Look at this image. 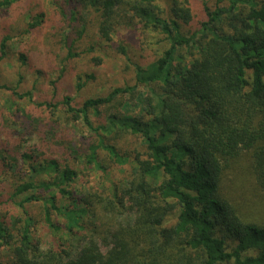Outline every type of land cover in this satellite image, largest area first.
<instances>
[{
	"label": "trees",
	"instance_id": "1",
	"mask_svg": "<svg viewBox=\"0 0 264 264\" xmlns=\"http://www.w3.org/2000/svg\"><path fill=\"white\" fill-rule=\"evenodd\" d=\"M27 1L0 0V16ZM171 4L165 11L159 0H51L71 23L87 11L96 14L106 43L119 26L142 24L169 46L146 66L136 65L135 85L81 105L70 95L37 102L32 90L0 83V90L38 110H22L27 122H16L22 129L6 139L0 134L1 176L17 209H2L0 195V264H264V225L245 221L221 186L230 160L248 152L264 191V0H218L215 9L204 4L207 19L195 32L184 26L194 20L190 3ZM44 22L45 14L29 11L5 26L0 61L20 25L31 34ZM74 49L75 43L66 60L81 56ZM141 85L149 93L144 113L112 112ZM84 86L79 82L78 91ZM7 122L1 115L0 129ZM72 123H82L91 137L77 145L65 140L64 125ZM126 136L142 138L143 156L130 160L120 143ZM103 155L130 164L131 177L109 197L78 196L72 187L82 166L107 171ZM175 212L176 222L168 225ZM39 223L54 235L47 247L35 235Z\"/></svg>",
	"mask_w": 264,
	"mask_h": 264
},
{
	"label": "rangeland",
	"instance_id": "2",
	"mask_svg": "<svg viewBox=\"0 0 264 264\" xmlns=\"http://www.w3.org/2000/svg\"><path fill=\"white\" fill-rule=\"evenodd\" d=\"M179 1H188L192 8L194 20L191 24L184 25L187 32L198 31L201 23L207 19L204 4L211 9H215L218 4V0ZM171 2L172 0H159L165 11L169 10ZM29 11L33 15L45 14V22L39 30L31 34H24L22 25L18 27L17 32L20 35L12 37L9 42L8 57L0 61V83L16 87L20 93L32 90L37 102H51L54 97L59 101L64 96L70 95L77 104L81 105L89 98L107 96L115 88L133 86L136 84V65L146 66L169 46L162 34L145 29L142 24L135 27H127L125 24L119 26L112 36L113 40L106 43L98 36L96 14L87 11L81 16L82 19L71 23L70 19L61 18L57 14V6L51 5V0H29L27 5L22 4L11 10L8 16H0V32H5V26L8 29L12 24H18ZM84 25L87 28L80 37L79 31ZM74 43V50L82 54L79 58L66 60L68 48L73 47ZM91 46L95 50L86 53ZM23 56L26 61H23ZM62 70H64L63 77L57 81ZM79 82L85 83V86L78 91ZM54 86H56L55 96ZM148 96L147 88L141 85L134 94L128 93L123 96L122 105H112V112L121 110L122 113L140 115L144 113L145 100ZM35 106L27 98L19 99L10 90H0V118L4 115L8 119L7 127L0 129L2 137L6 139L16 131L15 128L22 129L21 124L16 122L26 121L21 117L23 111L32 113L38 111ZM18 108H21V112H17ZM90 135L91 133L82 123L64 125L65 140H73L76 145L80 144V141L85 142L84 137H91ZM35 142L37 141H30L26 146H33ZM56 142L59 143V138L55 139L54 143ZM120 143L124 149L130 151V160L140 153L143 156L145 152L142 138L126 136ZM48 147V151L54 150L51 145ZM103 160L107 167L105 172L85 169L82 166L84 172L72 187L78 196L87 197L90 193H97L109 197L115 186L131 177L130 164L114 163L105 155ZM252 162L251 153L248 152H243L238 158L230 160L223 175L222 193L237 208L245 221L264 225V191L257 182ZM2 173L1 167L0 195L3 197L1 208L17 212L13 202L10 201L8 195L10 188L7 180L1 176ZM177 214L178 212H175L169 217L168 225L176 222ZM109 216L108 214L103 217L107 221ZM35 235L43 247H47L54 237L44 223L38 224Z\"/></svg>",
	"mask_w": 264,
	"mask_h": 264
}]
</instances>
